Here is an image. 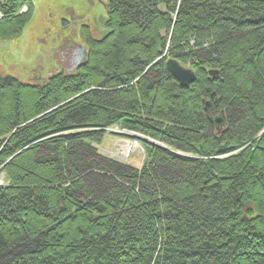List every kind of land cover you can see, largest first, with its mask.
Instances as JSON below:
<instances>
[{"label": "trees", "instance_id": "obj_1", "mask_svg": "<svg viewBox=\"0 0 264 264\" xmlns=\"http://www.w3.org/2000/svg\"><path fill=\"white\" fill-rule=\"evenodd\" d=\"M106 7L73 73L0 75V264H264V0ZM33 11L0 0V41ZM116 124L158 142L140 168L91 145Z\"/></svg>", "mask_w": 264, "mask_h": 264}, {"label": "rangeland", "instance_id": "obj_2", "mask_svg": "<svg viewBox=\"0 0 264 264\" xmlns=\"http://www.w3.org/2000/svg\"><path fill=\"white\" fill-rule=\"evenodd\" d=\"M31 1L34 11L28 25L18 36L0 41V75L10 76L21 83L36 84L54 72L73 73L75 67L72 68L62 55L71 51L73 46H62L61 42L71 37L72 45H81L86 51L87 38L101 39L108 32L107 0ZM24 11L22 9L20 13ZM154 143L159 145L151 138L124 130L116 124L106 129L98 144L91 145L101 155L140 168L147 156L145 146ZM126 145L128 151L124 153ZM8 183L5 174L0 172V188Z\"/></svg>", "mask_w": 264, "mask_h": 264}, {"label": "water", "instance_id": "obj_3", "mask_svg": "<svg viewBox=\"0 0 264 264\" xmlns=\"http://www.w3.org/2000/svg\"><path fill=\"white\" fill-rule=\"evenodd\" d=\"M77 52H79L82 55L81 59L83 63L86 57L85 48L83 46H78ZM165 67L182 88H187L195 80V74L193 73V71L188 68H185L176 60L173 59L166 60ZM207 74L209 77H214L218 75V72L215 70H209ZM36 84H40V80L36 81ZM213 95L214 94H212V96ZM209 105L210 104L208 101H206L204 104V110L208 114V116H210ZM210 120L217 131H220L225 127V119L222 112L216 116H212ZM154 145L157 144L154 143Z\"/></svg>", "mask_w": 264, "mask_h": 264}, {"label": "flooded vegetation", "instance_id": "obj_4", "mask_svg": "<svg viewBox=\"0 0 264 264\" xmlns=\"http://www.w3.org/2000/svg\"><path fill=\"white\" fill-rule=\"evenodd\" d=\"M71 37L70 38H66V39H64L61 43H62V46H73L72 47V49H71V51H68V52H65V53H63L62 55H63V57L64 58H67V63L68 64H70L71 66H72V68H74V70L76 69V68H78L81 64H82V59H81V57H82V55L79 53V52H77V49H78V46H81V45H72L71 44ZM41 81H43V79H40ZM41 81H40V83H41Z\"/></svg>", "mask_w": 264, "mask_h": 264}, {"label": "bare ground", "instance_id": "obj_5", "mask_svg": "<svg viewBox=\"0 0 264 264\" xmlns=\"http://www.w3.org/2000/svg\"><path fill=\"white\" fill-rule=\"evenodd\" d=\"M127 151H128V146L126 145V146L124 147V153H127Z\"/></svg>", "mask_w": 264, "mask_h": 264}]
</instances>
